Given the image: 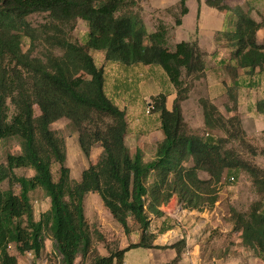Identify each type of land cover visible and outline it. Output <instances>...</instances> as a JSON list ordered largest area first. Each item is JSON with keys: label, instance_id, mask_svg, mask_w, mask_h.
Instances as JSON below:
<instances>
[{"label": "trees", "instance_id": "trees-1", "mask_svg": "<svg viewBox=\"0 0 264 264\" xmlns=\"http://www.w3.org/2000/svg\"><path fill=\"white\" fill-rule=\"evenodd\" d=\"M187 1L179 0L164 10L176 27L187 14ZM203 1L216 11L236 14L234 29L214 37L217 46L231 51L234 66L227 67L228 73L235 76L234 70H243L252 76L256 70L262 71L264 40H255L260 25L243 11L230 10L225 0ZM137 9V0H0V142L10 137L22 139L21 154L7 155L0 164V264H17V258L26 254L38 257L45 237L53 241L60 264H75L78 257L81 264L87 260L90 264H122L127 251L151 248L150 217L162 218L161 206L173 198L187 211L212 209L225 171L243 173L250 180L256 201L246 212L230 208L226 218L232 234H238L240 246L255 251L264 262V171L251 161L258 155L264 157V148L256 149L247 139L236 114L229 116L236 112V104L224 106V116L209 99L199 98L202 131L187 125L181 104L194 84L205 78V54L196 41L169 48L168 30L162 23L146 34ZM34 14L48 15L50 25L43 27L42 38L27 22ZM77 20L88 27L82 45L70 42L61 29ZM22 37L30 41L26 53L21 49ZM37 39L48 48L43 60L30 56ZM54 50L61 55H53ZM91 52H102L105 63L123 68H158L174 89L171 110L166 108L165 94L150 99V112L158 114L163 135L153 161L143 162L139 151L130 155L125 145L126 113L107 97L104 71L96 67ZM229 90L231 87L227 88L230 99ZM255 111L264 116V100L256 102ZM61 120L68 121L77 133L86 159L95 147L101 149L78 182L70 179L64 165L63 139L51 130ZM232 143L237 147L228 148ZM54 165L58 168L56 180L51 171ZM18 169L33 175L18 177ZM199 173L206 174L207 180L199 179ZM36 190L50 203L38 221L29 199ZM89 193L98 195L125 234L129 218L139 226L137 244L125 249L108 244L87 223L83 201ZM98 244L105 247L107 256L98 254ZM12 247L14 255L9 253ZM170 248L177 254L171 264H176L184 243L179 241Z\"/></svg>", "mask_w": 264, "mask_h": 264}, {"label": "crops", "instance_id": "crops-1", "mask_svg": "<svg viewBox=\"0 0 264 264\" xmlns=\"http://www.w3.org/2000/svg\"><path fill=\"white\" fill-rule=\"evenodd\" d=\"M178 1L179 0H150L152 9L158 11L156 24L154 25L157 27L158 23H162L168 30V47H170V44L171 47H173L181 42L196 41L198 47L205 54V78L196 82L194 85L203 83L206 89H204V95L196 97V101L199 98L209 99L218 108L221 114L227 116V114H224V106L230 103V99L227 98V88H229L227 86L232 82V84L237 86L239 99L236 104V112L229 114V116L236 114L239 117L242 129L246 137L252 143L256 137H262L264 140V119L261 118L262 115L257 114L255 111L256 102L264 100V98L255 100L248 106H246L244 101H249L250 97L257 92L263 93L264 96V69L262 71L256 70L252 76H247L243 70H234L236 73L235 76L230 75L227 71V67L234 66V62L230 58L231 51L225 46H217L214 42L215 34L223 31H232L234 29L235 17L232 12H219L211 9L204 4L203 0H189L186 2L187 14L182 17L181 25L176 27L172 16L165 14L164 10L174 7ZM225 4L230 10L239 9L243 11L248 14L256 24H259L260 28L255 35V40L256 42H262L264 40V0H225ZM195 10L198 12V19L195 17L192 24L189 25L191 13L192 11L195 12ZM153 26L151 27L152 33L155 32L156 29V27ZM184 29L190 32L188 41H183V37L180 36V33ZM114 66L116 67L112 69L115 74L118 75L115 81L114 96L109 97L106 93L107 79L105 73L104 89L107 97H109L117 107H121V104L126 101L131 102L135 99V97L139 95L141 88L146 90V85H153V88L155 87L151 76L148 75L149 73L147 74V72H151L152 70L159 71L158 68L143 66L123 68L118 65ZM165 87H167L168 90V93H165L167 96L166 103L169 97L172 98L173 103L175 91L169 82ZM192 92L193 88L188 98ZM239 105L243 106L246 113L240 114ZM181 109L182 116L186 122L184 108ZM121 110L125 111L124 108ZM197 114H199L198 110H196V115ZM153 118L157 119L154 125L150 120ZM189 127L191 129H196L193 128L192 125ZM202 127L203 119L201 114V124L197 128L201 129ZM135 132L142 134L138 136L140 137L139 139L137 138V146L133 148L134 152L128 149L130 155H134L137 150L143 152L148 150L147 154L141 152L143 161L153 160L156 146L163 140L158 114L140 123ZM128 134H130L129 127L127 135ZM261 146V148H264V141ZM100 153L101 149L95 147L92 150L90 158L97 160ZM85 163L88 167L87 160ZM87 167L85 169H87ZM242 175V173H237L235 171H225L222 180L229 178L234 179L236 176L240 178ZM198 176L201 180H207V175L204 173H199ZM49 205V199L44 197L42 210L39 213L46 212L49 209ZM83 210L87 223L95 226L106 242L116 241L120 249H125L128 245L137 244L139 242V226L129 218L127 220L129 232L125 234L123 228L112 219L109 212L103 207L98 195L93 193L87 194L83 201ZM160 210L163 212L162 218L150 217L148 232L151 239L148 242L151 248H136L127 251L123 255L122 264H171L176 259L177 254L170 246L179 241L184 243V248L176 264H264L255 251L244 249L240 246L238 234H232V224L225 216L227 210L223 205V200L215 203L212 209L196 212L181 208L173 198L167 205L161 206ZM38 219L39 215L38 218L34 215V220L38 221ZM44 240V248L38 257H35L33 254H26L17 258V264H60V257L54 249L53 241L49 237H45ZM96 249L101 257L107 256L106 249L102 244H98ZM75 264H81L79 257L76 259ZM82 264H90V261L87 260Z\"/></svg>", "mask_w": 264, "mask_h": 264}, {"label": "rangeland", "instance_id": "rangeland-1", "mask_svg": "<svg viewBox=\"0 0 264 264\" xmlns=\"http://www.w3.org/2000/svg\"><path fill=\"white\" fill-rule=\"evenodd\" d=\"M138 2V13L141 17V19L144 20L143 23L145 26L146 34L152 33L151 27L156 24V18H157V10L152 9V5L150 0H137ZM233 16L235 17L236 22V14L232 12ZM195 17L198 19V12L195 10V12L192 11L191 18H190V24L194 21ZM142 20V21H143ZM189 20V19H188ZM27 22L30 24L31 28H33L36 31V34L38 36H41V32H43L44 26H49L50 21L48 19L47 14H34L27 18ZM72 28L70 29V27ZM156 27V25H154ZM153 26V27H154ZM235 26V24H234ZM176 28V27H175ZM64 32V34L67 36L70 42L77 43L79 45H82L84 41L86 40L87 33H88V27L85 22L81 20H77L75 23H73L70 26H65L61 28ZM49 34H52L51 32H48ZM190 35V32L187 29L182 30L180 33V36L183 37V41H188V37ZM171 41V40H170ZM171 44H170V47ZM21 49L23 53H26L30 50V41L26 37L21 38ZM48 52L47 46L43 43L42 39H37L32 46L30 56L32 58H37L43 60L45 55ZM53 55L60 56L61 52L59 50H54ZM93 61L97 68H102L105 75H106V93L107 95L114 96L115 93V81L118 78V75L115 74L112 68H115L116 66L112 64L105 63L102 53L99 52H91L90 53ZM159 71L152 70L151 72H147L148 75L151 76L153 83L155 84L154 88L153 85L149 86L146 85V90L141 88L139 95L135 97L131 102H125L121 104V107L118 106L121 109H125L126 111V117H127V124L130 129V134L127 135V139H125V145L127 149H131V152L133 151V148L137 146L136 142L138 141L142 133L135 132L138 128V125L145 120H148L149 118H152L156 116V114H151L149 111V103L152 96H156L159 93H168L167 87L165 85L168 83V80L165 76V74L158 69ZM166 80V81H165ZM232 81V80H231ZM167 82V83H166ZM226 87V85H225ZM227 87H231V90H229L230 96V103L237 104V100L239 99L237 94V88H233V84H231ZM206 87H204L203 83H199V85H194L193 92L190 94L187 101H185L181 108H184V117L186 119L187 125H192L193 130L198 131V133H201L202 130L197 127L201 124V110L197 104L196 97L202 96L205 93ZM228 95V93H227ZM194 98V99H193ZM229 99V97H227ZM263 93L257 92L254 93L250 100H244L246 106L251 105L255 100L263 99ZM167 109L172 108V98L169 97L167 99L166 103ZM240 107V114L246 113V110L243 109L242 105H239ZM12 112V107H10ZM196 110H198L199 114L196 115ZM35 114H38L37 108H34ZM151 114V115H149ZM226 115V113H224ZM261 118L264 119L262 116ZM151 123L154 125L157 122V119H150ZM185 121V120H184ZM200 122V123H199ZM190 124V125H189ZM199 124V125H198ZM51 130H53L59 137H61L64 141V154H65V167L69 169V175L70 179L74 181H79L81 177L82 171L87 167L86 160L88 162V165L90 162H96L94 158L86 159L78 145V136L77 133L74 132L71 124L66 120H61L56 123H54L51 126ZM217 136H222L220 133H213ZM246 135V134H245ZM205 136V135H204ZM248 139V138H247ZM249 140V139H248ZM250 141V140H249ZM262 137H256L253 141V145H255L256 149L260 150L262 142ZM251 142V141H250ZM21 143L22 139L20 137H10L5 138L1 140L0 142V164H3L5 162L7 155H18L21 154ZM252 143V142H251ZM256 143V144H255ZM237 147L236 144L232 143L228 146ZM157 147V146H156ZM128 150V151H129ZM142 153H148V150H145V152L137 150ZM142 152V153H141ZM136 153V152H135ZM134 153V155H135ZM155 154V152H154ZM83 156V157H82ZM133 156V155H132ZM82 158V159H81ZM246 160L250 159L247 158V156L244 157ZM155 157L153 158V160ZM143 160V155H142ZM153 160H146L145 163L151 162ZM254 165H256L260 170L264 171V157L263 156H256L254 159L251 160ZM144 162V161H143ZM52 175L53 179L56 180L58 177V168L56 165L52 167ZM243 174V173H242ZM15 175L18 177H31L33 175V172L30 170L25 169H18L15 171ZM202 175V174H201ZM3 190L7 188L6 184H3L1 187ZM17 193V189L14 190ZM219 199L223 200V205L225 206V209L227 210V213L230 208H234L239 212H246L250 208V206L256 201V195L254 193L253 187L250 183V180L248 176L243 174L240 178H237V176L234 178V182L228 183L223 182V184L220 185L219 189ZM29 199L31 201L32 207H33V218L34 215L36 218H38V215L40 216L42 213H39L42 210V206L44 203V195L42 191L36 190L29 195ZM227 213L225 216H227ZM108 244H116V241H109ZM105 248V247H104ZM9 253L11 255H14V249L12 247L11 250H9Z\"/></svg>", "mask_w": 264, "mask_h": 264}, {"label": "built area", "instance_id": "built-area-1", "mask_svg": "<svg viewBox=\"0 0 264 264\" xmlns=\"http://www.w3.org/2000/svg\"><path fill=\"white\" fill-rule=\"evenodd\" d=\"M149 109V111H148V113L150 112V108H148ZM228 182V183H232V182H234V179L233 178H229V179H225V180H223V182ZM172 208V207H171ZM170 208V209H171ZM182 208V207H181ZM28 255H30V254H28Z\"/></svg>", "mask_w": 264, "mask_h": 264}]
</instances>
